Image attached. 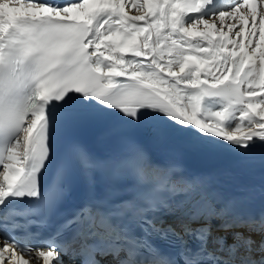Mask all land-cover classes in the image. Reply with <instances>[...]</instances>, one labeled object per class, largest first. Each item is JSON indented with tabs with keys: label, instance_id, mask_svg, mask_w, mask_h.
Masks as SVG:
<instances>
[{
	"label": "snow or ice",
	"instance_id": "6c2138e0",
	"mask_svg": "<svg viewBox=\"0 0 264 264\" xmlns=\"http://www.w3.org/2000/svg\"><path fill=\"white\" fill-rule=\"evenodd\" d=\"M111 115L131 125L121 150L72 142L45 187L53 137ZM137 136L264 161V0H0V264H264V212L238 211L250 194L209 191ZM71 161L84 192L67 216Z\"/></svg>",
	"mask_w": 264,
	"mask_h": 264
},
{
	"label": "bare ground",
	"instance_id": "6f19581e",
	"mask_svg": "<svg viewBox=\"0 0 264 264\" xmlns=\"http://www.w3.org/2000/svg\"><path fill=\"white\" fill-rule=\"evenodd\" d=\"M233 2H234V0H229V2H227V3L217 4L216 7L217 8H229ZM130 14H137V13H135L133 11ZM106 121L112 122L115 129H129L130 128L129 125H126L122 121H120L116 115H111V116L104 117L103 119H100V120L86 119L80 125H78L74 130H72L70 132L61 131V132L57 133L56 135L59 137V135L64 132V136L60 140L61 144L71 142L74 140L88 139V138H90V134L94 130H96L99 126L104 124ZM54 143H55V141L52 142V148L54 147ZM51 150H52V156H51L50 161L47 164V167L51 166L54 163L53 157H55V152L53 151V149H51ZM90 152L92 153V156L94 158H97L99 156V152L95 149H91ZM2 170L3 169L1 167L0 171H2ZM242 177H243L244 183H247V181L253 180V178H254L251 176L250 177L247 176V174H245L244 172L242 173ZM253 181L255 182L254 186H253L255 189H252L251 192L253 194H255L257 191L264 193V175L259 176L258 178H256ZM251 196L249 199L246 200V205L244 207L240 208L238 211H240L241 213H243L245 215L251 214L254 216H259L261 212H264V198L252 200ZM240 230H243V229H240ZM220 234H222V233L215 232L213 235H220ZM257 239H259V238L257 237ZM228 242L229 243L232 242L230 233L228 234ZM25 259H28V257L25 256ZM61 259L63 260V256L61 257ZM33 264H35V261L33 262ZM39 264H43L42 259H40ZM64 264H67V263H64Z\"/></svg>",
	"mask_w": 264,
	"mask_h": 264
}]
</instances>
